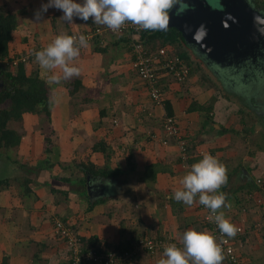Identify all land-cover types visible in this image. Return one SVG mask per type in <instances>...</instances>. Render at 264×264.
<instances>
[{
  "label": "crops",
  "instance_id": "0c3cea01",
  "mask_svg": "<svg viewBox=\"0 0 264 264\" xmlns=\"http://www.w3.org/2000/svg\"><path fill=\"white\" fill-rule=\"evenodd\" d=\"M42 3L47 0H0V5L24 11L12 33L10 54L28 52L36 45L42 50L59 34L103 27L92 23L91 18L86 23L74 18L73 24H69L60 19L63 13L55 8H49L36 21L34 12ZM31 61L33 65H26L27 72L37 70L51 102L55 97L50 127L60 143L52 147L55 152L49 156L54 159L53 168L30 177L35 182L27 193L12 176L8 185L0 188V264H67L66 246L53 234L54 217L68 219L89 245L92 239L94 243L120 244L153 235L172 237L179 242L178 237L187 229L203 231L196 203L188 206L171 197L182 189L180 180L190 166L205 153L216 157L227 169L224 192L231 207L221 211L243 229L236 242L238 264H264V127L261 125L259 130L253 125L247 127L245 121V124L240 121L238 127V122L229 126L219 122L221 99L213 85L199 74L200 68L196 71L191 67L184 83H177L165 74L160 78L164 100L177 118L180 135L189 150H186L188 159L181 162L173 138L162 144L161 121L165 111L152 103L132 68L127 38L105 34L103 41L90 40L89 47L81 48L74 62L80 75L60 84L48 83L49 75H62L60 69L46 72L34 57ZM77 79L80 85L70 96L66 85L73 90V81ZM212 97L216 98L210 112L213 122L202 125L204 114L189 108L208 103ZM22 123L18 146L21 151L25 146H36L39 136L36 127L42 124L38 115L29 113L23 115ZM221 127L226 132L219 134ZM253 134L258 138L252 139ZM95 144H101L105 153L93 152ZM74 160L119 172L110 178L86 175L85 179L88 177L90 183L102 190L101 195L89 198L86 180L85 196L78 193L81 173L72 176L70 184L57 179L70 177V172L61 170L59 163ZM151 164L163 170L154 179L145 181L146 166ZM257 179L261 181L259 184ZM249 183H254L253 189L247 188ZM122 203H129L131 209L123 211ZM161 256L142 253L130 264H157Z\"/></svg>",
  "mask_w": 264,
  "mask_h": 264
},
{
  "label": "clouds",
  "instance_id": "9594fccd",
  "mask_svg": "<svg viewBox=\"0 0 264 264\" xmlns=\"http://www.w3.org/2000/svg\"><path fill=\"white\" fill-rule=\"evenodd\" d=\"M177 0H47L34 12V19L40 21L49 8L63 13L61 20L73 24L74 18L85 23L106 26L112 32H119L130 23L138 30H166L170 21V11ZM254 22L264 25V19L254 18ZM259 31L264 33V28ZM89 47V39L66 33L57 35L44 49L34 53L35 61L41 69L52 72L60 69L62 75L48 76L49 84H60L80 75V68L74 62L80 56L81 48ZM55 102V97L52 98ZM227 183V169L213 155L205 153L193 163L180 180L182 189L176 190L172 199L191 206L197 202L210 212L207 219L213 222L222 236L234 237L239 229L230 222L221 209L230 208L226 194L220 189ZM182 247L170 243L164 247L157 264H222L223 249L216 236L208 231L185 230L179 237Z\"/></svg>",
  "mask_w": 264,
  "mask_h": 264
},
{
  "label": "trees",
  "instance_id": "16d2710c",
  "mask_svg": "<svg viewBox=\"0 0 264 264\" xmlns=\"http://www.w3.org/2000/svg\"><path fill=\"white\" fill-rule=\"evenodd\" d=\"M177 3H182V0H177ZM251 3L254 5V8L264 12V2L262 1H254L251 0ZM24 11H16L10 9L6 4L0 5V161L5 162L7 161L10 166V170L14 173V178L18 179V183L23 189L24 193L29 191V187L35 181L26 177L25 175H18L19 171H25V173H34L35 175L41 170H50L53 168L55 163H51L49 160V156L52 154L51 147L46 148V156L37 161L35 167L32 169L30 167L23 166L22 163L20 164L16 161L15 158H12L10 152L16 151L21 141L22 134L20 130L16 127L22 123V118L25 113L34 114L44 116L46 121L48 122L49 131L51 132L52 129L50 127V111L52 107V102L48 96L47 87L45 82L39 77L37 70H30L27 72V66L31 60V58L35 57L34 53L40 51V48L36 45L30 51L23 52L19 55L10 54L9 46L12 41L13 35L12 33L18 28ZM101 27V26H95ZM93 27L92 29H94ZM88 31H91L88 30ZM88 31H84L82 33H72L69 35H78V34H85ZM107 35V34H106ZM113 36H124L127 38L128 43L130 42V32H124L123 34H108ZM135 38H137L144 47L148 50V53L155 54L159 48H165L168 51V54H176L178 55L188 66L191 70V65L193 64L192 59L184 50H181L182 47H187L185 45L181 34L174 28H167L166 30L161 31H145L140 30L135 33ZM104 36L98 37L96 35L93 36L92 40L98 39L99 41H103ZM90 41V40H89ZM38 47V49H37ZM130 50V49H129ZM20 56H29L27 61L20 60ZM132 55H131V65H132ZM18 60V61H16ZM29 61V62H28ZM15 62V63H14ZM135 71V70H134ZM136 73V72H135ZM215 75L218 78V82L222 85L221 90L222 97L227 101H235L233 97H229L228 92H234L236 86H234L230 81H228L225 76H229L230 78H234L237 81L238 76H241L242 71L231 74L230 71L226 70L223 74V70L215 71ZM137 75V74H136ZM264 75V74H263ZM216 78V79H217ZM264 78V76H263ZM80 85L79 80L73 81V90L69 88V84L66 85L68 87V93L70 96H73L74 91ZM214 86V85H213ZM228 91H226V90ZM257 91H261L257 89ZM233 95V93H231ZM216 100L215 97L203 105H192L190 106V110L199 111L200 114H204L205 120L202 121L203 124H208L209 122H213L212 116H210V112L213 109L214 101ZM253 104L254 109H258L260 105L256 103L254 98L250 99ZM254 100V101H252ZM247 102V101H246ZM163 108L165 111V115L167 116H174L171 110V107L168 102L164 100ZM260 109V108H259ZM256 114V113H255ZM253 117V115H252ZM257 115H254L253 118H256ZM263 124L262 119H259ZM251 121V120H250ZM258 122V119H255L254 122ZM253 123V121H251ZM243 124H245L242 121ZM254 124V123H253ZM261 125L260 123H258ZM226 132V130L221 127L219 130V134ZM181 136V135H180ZM48 138V137H47ZM183 139V137L181 136ZM93 152H102L105 153V148L100 144H95L92 149ZM187 152L188 147L186 148ZM189 154V153H187ZM189 156V155H188ZM188 159V157H187ZM186 159V160H187ZM191 161V160H190ZM61 170H65L70 172V177H61L57 178L61 180L63 183H71L70 178L72 176H76L75 174L81 173L82 177H80L77 181V185L79 186L78 193L84 192V182L85 176L90 175L91 177H99V178H110L115 176L119 171L108 169L107 167H95L92 163L86 162H76L75 160L69 164H62L59 163ZM159 165H148L146 166V172L144 173V180L154 179V176L157 172L162 171ZM72 171V172H71ZM147 171H150L147 172ZM74 173V174H73ZM150 175V176H149ZM149 176V177H148ZM8 177H0V188L6 187L9 183ZM228 183V178H227ZM226 183V185H227ZM253 184H248V189L254 188ZM225 185L222 187L221 192H224ZM83 189V191H80ZM62 192V191H61ZM65 194V193H64ZM227 197V196H226ZM197 206V205H196ZM197 209L200 211L199 207ZM202 214V213H201ZM78 238L80 243L82 244L83 248H87L91 246H98L99 242L94 243V239L91 240V244L86 242L81 238L78 234ZM159 238H163V236H159ZM173 239V238H172ZM135 242V241H134ZM134 242L128 243H120V244H106L104 245H112L113 248L119 250H129L132 247ZM109 247V246H108ZM224 261V260H223ZM68 264V261H67ZM224 264H229L225 262Z\"/></svg>",
  "mask_w": 264,
  "mask_h": 264
},
{
  "label": "built area",
  "instance_id": "2783aa9c",
  "mask_svg": "<svg viewBox=\"0 0 264 264\" xmlns=\"http://www.w3.org/2000/svg\"><path fill=\"white\" fill-rule=\"evenodd\" d=\"M138 31L140 30L128 23L119 32H112L106 26H103L95 27L83 35L88 37L89 40H92L94 35L102 37L105 34H123L124 32H130L129 49L133 57L132 68L135 70L137 77L143 82L152 103L163 107L165 92L160 86L161 76L165 74L177 83H184L189 78L190 68L186 66L178 55L168 54V51L164 47L159 48L155 54L148 53V50L142 42L135 38V33ZM28 58L29 56H20V60L22 61H27ZM161 130L164 136L162 144H167L168 139L173 138L179 148L180 161L185 162L187 159L186 144L180 136L176 117L164 114L161 121ZM260 182V179L256 180V184ZM196 205L202 213L200 224L203 231H208L216 236L218 243L222 240L224 241L221 244L224 262L238 264L239 258L236 252V242H238L237 239L243 233L242 227H237L239 231L232 238L222 236L216 225L207 219L210 212L198 203V198ZM52 228L54 237L61 240L66 246V259L68 264H130L142 253L146 252L149 255H154L156 252H163L164 247L170 243H176L177 246L180 244L173 240L172 237L163 236V238L141 237L132 244L129 250L115 249L112 245H108V247L102 242L98 246L83 248L73 224L69 223L68 220L61 217H54Z\"/></svg>",
  "mask_w": 264,
  "mask_h": 264
},
{
  "label": "water",
  "instance_id": "95a60500",
  "mask_svg": "<svg viewBox=\"0 0 264 264\" xmlns=\"http://www.w3.org/2000/svg\"><path fill=\"white\" fill-rule=\"evenodd\" d=\"M169 15L167 28L176 29L185 45L215 71L264 72V33L259 31L264 25L254 22L264 19V12L250 0H217L215 6L207 0H182ZM86 181L89 198L101 195L97 185L88 177Z\"/></svg>",
  "mask_w": 264,
  "mask_h": 264
},
{
  "label": "rangeland",
  "instance_id": "374dc122",
  "mask_svg": "<svg viewBox=\"0 0 264 264\" xmlns=\"http://www.w3.org/2000/svg\"><path fill=\"white\" fill-rule=\"evenodd\" d=\"M207 1H208V3H210L213 6L217 5V0H207ZM253 1L255 3L256 0H253ZM257 1L264 2V0H257ZM186 5H187V3L181 4V8H185ZM187 47L188 48L182 47L180 49L189 53V55L192 59V62H193V64H192L193 66H191V67L195 70L196 69L198 70V68H200L199 69L200 71H198L199 74L203 75L204 81H209V83H211V86L214 85L213 87L216 90L215 92L217 93V97H220V99H221V107H220L221 116L218 119L219 122H221L222 124L227 125V126L232 125L235 122H238L236 124V126L238 127L241 125L240 121H245V123H246L245 126H247V127L250 125H253V128L255 127L257 130H259L261 128V125H262V127H264V78H263L264 72L255 73V72H253V70L244 71L243 73H241V76L240 75L238 76L237 81H235L234 78H232V77L230 78L228 75L225 76V78L228 81H230L234 86H236V89L234 92H228L225 89L228 92L229 97L232 96L233 99L235 100V101H233V100L227 101L222 97V92L224 93V91L221 90L222 85H220L218 82L219 80L214 73L215 70L206 64L208 62H206L205 60H202L200 57H198L192 51V48H190L189 46H187ZM34 59H35V57H34ZM31 60H32V58H31ZM31 60H29V61H30L31 65H33L32 64L33 61H31ZM263 60H264V57L262 58V61ZM262 68H263V66H262ZM223 74H224V72H223ZM257 89H259L261 91H257ZM231 93H233V95H231ZM252 98H254V100H256V103H258L260 105V107H259L260 109L259 108L254 109L253 104H251L252 102H250L251 101L250 99H252ZM223 99L225 100V102H222ZM254 100H252V101H254ZM252 115H253V117H254V115H257V117L253 118ZM38 116H39V123H42V124L38 125L36 127L37 132H39V136L35 140L36 146H33V145L25 146L22 151L19 148L16 151L10 152L12 158H15L16 161H18L20 164L22 163L23 166L30 167L32 169L36 165L33 163L37 159L38 156L40 159H41V157L46 156V154H47L46 148L51 147V149H52L53 146H57L60 143L59 139L57 138L58 135L56 136V133H54L53 130L51 132L49 131V126L47 125L48 122L46 121V118H44V116H40V115H38ZM50 118H51V111H50ZM41 119H44V120L42 121ZM255 119H258V122L257 121L254 122ZM259 119H262L263 124L261 123V121ZM250 120L253 121L254 124ZM258 123H260L261 125H259ZM50 126H51V122H50ZM16 127L18 129H21L20 131L22 132L23 123H21L20 125H17ZM254 137L258 138V135L253 134L252 139H254ZM61 139H62V137H61ZM249 143L252 144L253 142H249ZM27 149H29V150H27ZM54 152H55V149H52V153H54ZM81 155L83 156V153H81ZM83 158L86 160L85 156H83ZM40 159H38V160H40ZM49 160L51 163H54L53 158L52 159L49 158ZM77 161H78V159H77ZM5 162L6 163L0 161V176L5 174L6 177L12 179L11 176L14 177L13 176L14 173L10 170L9 163L7 161H5ZM17 173H19L18 174L19 176L25 175L26 177L33 178L35 172L34 173H25V171L21 170ZM120 193L123 194V190L121 188H120ZM123 203L121 205V209L123 211L131 209L129 203H128V205L123 204ZM69 223H70V221H69ZM73 226H74V224H73ZM151 237L153 238L156 236L153 235V236H149L146 238H151ZM159 253L162 254V252H156V255ZM144 254H147V253L145 252Z\"/></svg>",
  "mask_w": 264,
  "mask_h": 264
}]
</instances>
